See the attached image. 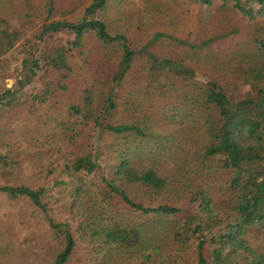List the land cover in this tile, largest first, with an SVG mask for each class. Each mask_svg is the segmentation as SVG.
Here are the masks:
<instances>
[{
    "label": "trees",
    "instance_id": "obj_1",
    "mask_svg": "<svg viewBox=\"0 0 264 264\" xmlns=\"http://www.w3.org/2000/svg\"><path fill=\"white\" fill-rule=\"evenodd\" d=\"M106 2L90 0L75 22L52 17L84 0L44 3L22 62L56 78L26 101L35 120L21 126L24 151L9 142L0 153L3 166L24 165L32 175L16 186L0 185V192L28 199L52 228L66 225L50 218L55 209L71 210L75 225L61 230L52 264H66L78 241L99 254L97 264H264V0H216V7L237 11L238 24L192 47L203 50L210 69L219 68L221 80L202 70L200 83L180 58L146 52V79L167 99L159 107L133 100L139 89L125 79L135 53L124 34H109ZM33 16L39 17L30 0L0 3V57L33 25ZM61 31L70 38L62 40ZM91 37L100 44L99 63L85 51ZM115 41L121 54L111 66L103 49ZM57 91H70L67 103L54 106ZM12 95L6 90L0 99ZM46 103L48 118L40 120L34 110ZM115 113L120 119L113 120ZM4 130L12 135L14 127ZM121 208L138 216L123 217ZM27 226L18 219L20 230ZM12 247L0 232V264H11Z\"/></svg>",
    "mask_w": 264,
    "mask_h": 264
},
{
    "label": "rangeland",
    "instance_id": "obj_2",
    "mask_svg": "<svg viewBox=\"0 0 264 264\" xmlns=\"http://www.w3.org/2000/svg\"><path fill=\"white\" fill-rule=\"evenodd\" d=\"M89 1L84 0V4L78 5L70 13L55 14L52 18L75 22L83 15V8ZM214 1L213 7H207L198 0H107L102 19L107 24L109 34H124L127 38V45L135 53L125 79L126 81L127 79H129L128 81L131 80V84L136 85V89H139V92L134 94L133 100L155 103L157 107L164 105L167 101L166 97H162L160 90L154 87L155 84L148 83L146 79L147 60H149L146 52L153 53L157 58L162 56L180 58L185 64H190L195 68L194 79L200 83L205 82V76L201 74L203 71L207 73L208 77L214 76V78L221 80L222 72L217 71L219 68L217 70L210 69L212 66L203 60V50L192 47L204 38L222 33L224 31L222 27L227 26L226 24H238L237 11L229 12L225 11L224 8H218L216 7V0ZM45 2L46 0H30L33 15L36 14L39 17L33 16L31 18L34 21L33 25L23 29L20 40L0 57V96L6 90L13 92V98L10 101H7L6 98L0 99V138L5 136L3 143L0 139V153L6 152L5 144L9 142H12L16 151H24L26 147L23 144L20 146L18 143L21 136V126L23 122L35 120V116L26 112V101L41 90L43 82L49 79L54 82L56 78V76L52 77L55 75L53 71L44 72V69L41 68L33 67L34 71L31 72L28 66L22 62L30 45L35 41L34 33L42 23L41 20L45 15L43 6ZM0 3L7 5L10 0H1ZM215 7L218 9L217 12ZM12 23L18 25L20 22L13 19ZM154 34H157L155 39L150 44H146ZM59 35L62 40L70 38L64 31L59 32ZM229 38L230 35L223 36L219 42L228 41ZM36 42L40 48V42ZM99 46L100 44L95 41L94 37L87 39L85 51L90 53L91 63H99L100 61L101 49ZM103 50L109 53L110 65L113 66L121 54L119 41L104 46ZM210 50H206V53ZM27 71L28 75H26ZM86 73L90 72L87 71ZM174 79L176 85L181 88L183 82L177 77ZM69 92L57 91L54 106L67 103ZM171 102L169 100L168 104ZM47 107L48 104L46 103L35 108L34 113L40 115V120L48 118L49 109ZM160 114V110L155 112L157 116ZM120 117L119 113H115L113 120H118ZM6 127H14L12 135L8 133L3 135ZM23 167L24 165H20L19 168L5 167L0 163V185L16 186L23 183L24 178L32 175L29 169ZM100 171L101 169L93 170L91 176L96 177L95 175ZM92 200L87 201L89 205ZM121 214L123 217L138 216V213L125 208H121ZM49 216L55 223L66 225H62L59 229L52 228L44 219V215L39 213L28 199L25 197L13 198L0 192V232L3 234V239L9 241L13 246L11 254H9L11 264H52L54 255L62 246L59 236L61 230L67 227L73 229L75 221L67 206L55 209ZM20 218L26 219L30 227L27 226L25 230L24 228L20 230L18 227V219ZM31 229H34V232L37 230V233L35 232L34 236L25 237V231ZM98 255L94 251L91 252L87 242L78 241L66 264H97Z\"/></svg>",
    "mask_w": 264,
    "mask_h": 264
}]
</instances>
